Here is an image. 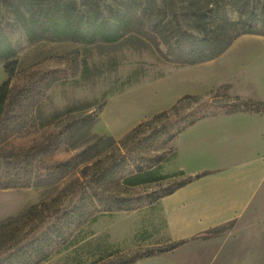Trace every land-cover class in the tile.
Returning <instances> with one entry per match:
<instances>
[{
	"label": "rangeland",
	"instance_id": "1",
	"mask_svg": "<svg viewBox=\"0 0 264 264\" xmlns=\"http://www.w3.org/2000/svg\"><path fill=\"white\" fill-rule=\"evenodd\" d=\"M14 1L0 0V27L17 52L18 68L10 81L11 101L15 100L20 88L34 89L20 105L25 116L22 122L25 129L10 140L9 148L24 150L32 144H41L48 135H54L56 150L43 158L37 156L35 161L41 159L54 164L72 156L78 157L75 159L77 167L73 170H66L50 179L32 172L31 187L0 190V226L10 224L6 238L18 239L29 225L38 220L33 217L30 221L25 220L32 206H39L49 216L36 232H42L53 224L56 221L55 216H50L53 210L65 207L72 192L88 181L90 171L84 167L101 161L104 165L121 167L111 192L130 200L133 210L102 212L93 223L70 227L68 239L74 237L71 243L65 242L66 247L58 244L48 259L39 264H89L96 258L97 255L92 253L99 245H108L110 251L122 253L159 247V238L147 236L151 233L153 220L150 207L157 202L148 201L161 194L172 180L123 189L119 179L134 173L136 165L146 169L147 164L155 163L160 156L162 159L171 158L172 141L155 132L157 124L127 139L124 137L129 132L119 139L99 134L103 131L98 122L99 108L109 96L160 77L164 67L172 70L180 66L174 62L182 61L176 56L189 57L180 54L177 41L169 40L170 46L167 47L155 38L154 32L181 35L183 45L198 43L219 33V45L222 46L240 33L233 24L241 16L248 15L256 21V29L264 34V0H59L79 15L89 11L95 2L107 19L118 13L140 22L134 32L118 42L89 46L46 39L28 42L13 16L11 6ZM49 1L34 0L32 4L30 0L31 6L24 5L22 11L27 18L34 15L41 20L43 8ZM232 99L228 91H214L201 96L197 102L183 103L181 112L193 116L225 113L231 110L228 105L232 104ZM65 127L66 131L62 132ZM58 132L62 134L57 136ZM197 150L211 154L213 147L205 144ZM165 165L162 163L160 170L155 172H162ZM25 179L27 177L23 174L15 178L20 185ZM84 192L87 193V189ZM124 203L128 207L127 202ZM86 208L92 217L101 206L90 203ZM41 215L39 213L38 217ZM84 252L86 256H83ZM194 258L192 253L185 256L184 252H178L172 258L146 264H193Z\"/></svg>",
	"mask_w": 264,
	"mask_h": 264
},
{
	"label": "crops",
	"instance_id": "2",
	"mask_svg": "<svg viewBox=\"0 0 264 264\" xmlns=\"http://www.w3.org/2000/svg\"><path fill=\"white\" fill-rule=\"evenodd\" d=\"M165 68L160 77L109 96L99 112L98 133L119 139L182 97L205 96L221 86L233 98L264 104L263 36L241 35L212 60ZM6 79L0 64V85ZM205 144L213 147L211 154L197 150ZM172 150L163 173L153 176L206 174L150 207L147 236L159 238V247L186 242L134 264L178 252L192 253L193 264H264V111L208 115L178 134ZM209 231L216 232L194 238Z\"/></svg>",
	"mask_w": 264,
	"mask_h": 264
},
{
	"label": "trees",
	"instance_id": "3",
	"mask_svg": "<svg viewBox=\"0 0 264 264\" xmlns=\"http://www.w3.org/2000/svg\"><path fill=\"white\" fill-rule=\"evenodd\" d=\"M33 2L34 0H32V4ZM24 5L30 7V0H22V2L15 0L11 7L16 22L22 29L26 40L30 43L46 39L52 42L70 41L84 46L96 43L112 44L118 42L127 34L134 32L135 26L140 24V22L133 20L125 14L119 15L116 13L113 14L110 19H107L102 16L100 8L95 2H93L89 11L84 15H79L69 10L59 0H51L44 6L41 20L35 18L34 15L27 18L22 11ZM233 26L239 28L240 33L222 46L219 45V33L201 42H188L184 45L180 40L182 37L181 35L169 36L162 32H154V36L167 47L169 45V40L174 39L177 41L176 43L180 54L189 57H181V55H179L176 56V59H181L182 61L176 60L174 62L181 66L194 65L220 56L230 44L241 35H260L264 37V34L256 29V21L251 16H241ZM0 64L3 66L8 78L0 85V190L31 187L33 185V182L30 180L32 172L37 176L40 174L45 179H50L57 174H63L66 170H73L76 168L77 162H75V159L78 155L72 156L64 162L54 164L41 161V159L35 161L37 156L43 158L56 150L57 144L55 145L56 137H54V135H48L46 138L42 139L41 144H32L24 150L9 148L10 140L17 133L25 129V125H22L25 116L20 111V105H22L24 100L30 95V91L33 92L34 88L31 89L30 87L27 90L20 88L15 94V100L11 101L10 81L18 68L17 52L7 33L1 27ZM227 88V86H221L216 91L226 90ZM199 99V96L188 95L182 97L168 110L162 111L149 120L138 124L124 137V139L133 135H138L154 124H157L158 130L155 132L158 133L159 136H166L167 141H172L186 128L208 116L186 115L181 112V105L183 103L197 102ZM103 106L104 102L101 104L99 112ZM228 106L231 107V110L226 111V114L240 111L256 113L264 111L263 103L239 98H233L232 104ZM67 112H70V109ZM99 112L97 116H99ZM65 131L66 127L62 132ZM62 132H58L57 136L62 134ZM172 157L173 155H171V158ZM169 160L170 158L162 159V156H160L156 159L155 163L147 164L146 166L148 167L146 169L142 165H136L134 167V173L119 179L120 186L123 189H128L158 183L164 180H172V183L166 187L161 194L148 201L153 203L164 196L172 194L195 178L206 174L201 173L196 176H186L183 172H178L172 175L153 176V172L155 170H160L161 164ZM154 164H156L155 167ZM85 168L90 171L88 181L84 182L78 189L72 192V197L65 207H57L53 210L50 216H55L56 221L47 226L42 232L38 233L36 231L49 216L43 213L39 206H32L28 209L25 220L30 221L32 217L34 220H38H36L34 224L29 225L28 229L18 239L12 240L6 238L10 224L0 226V264H39L48 259L52 250H54L58 244H63L62 246H65V242L68 245L71 243L74 237L68 239V236L71 235L70 227L78 228L86 223H93L102 212L112 213L133 210L130 200L126 201L124 198L111 192V186L114 185V180L119 174L121 167L117 165H104L101 161H95L85 166L84 169ZM21 174L27 177V179L21 182L22 185L18 183L19 180H15V178ZM85 189H87V193L84 192ZM124 202H127L126 206L128 207H125ZM90 203L101 206V209L97 210V214L92 217H89L91 215L86 208L87 204ZM39 213L42 214L40 217H38ZM26 223L28 224V222ZM224 229L225 227H222L219 230L221 231ZM216 231H213V233L209 231L194 238H207ZM29 236L30 238L26 240ZM185 242L186 241H178L162 247L138 248L129 253H122L119 250L110 251L108 245H99L92 253V255H97L96 258L94 257L95 259L90 261L89 264H134L140 259L172 251ZM84 255L86 256V252L83 253V256ZM81 260L82 262L85 261V257Z\"/></svg>",
	"mask_w": 264,
	"mask_h": 264
}]
</instances>
